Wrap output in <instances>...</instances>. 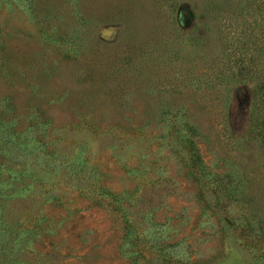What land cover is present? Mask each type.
Segmentation results:
<instances>
[{"label":"rangeland","instance_id":"rangeland-1","mask_svg":"<svg viewBox=\"0 0 264 264\" xmlns=\"http://www.w3.org/2000/svg\"><path fill=\"white\" fill-rule=\"evenodd\" d=\"M0 264H264V0H0Z\"/></svg>","mask_w":264,"mask_h":264}]
</instances>
